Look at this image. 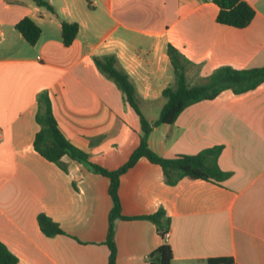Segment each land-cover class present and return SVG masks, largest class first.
Returning a JSON list of instances; mask_svg holds the SVG:
<instances>
[{
    "label": "crops",
    "instance_id": "0c3cea01",
    "mask_svg": "<svg viewBox=\"0 0 264 264\" xmlns=\"http://www.w3.org/2000/svg\"><path fill=\"white\" fill-rule=\"evenodd\" d=\"M246 1L255 15L238 28L216 21L212 0H48L52 10L32 0H0V241L17 264H108L110 253V180L67 156L64 171L35 150L38 94L47 92L67 140L115 170L139 144L140 121L94 56H116L153 121L163 89L174 81L169 44L198 66V80L223 65L264 66V0ZM25 16L41 28L35 44L15 28ZM63 21L78 23L69 45ZM148 145L166 158L222 145L218 164L229 176L220 183L183 176L170 185L159 164L140 157L119 177L124 217L114 222L115 264H148L163 239L142 216L160 207L171 264L216 257L264 264V83L187 106L173 123L153 127ZM40 213L63 233H43Z\"/></svg>",
    "mask_w": 264,
    "mask_h": 264
},
{
    "label": "trees",
    "instance_id": "16d2710c",
    "mask_svg": "<svg viewBox=\"0 0 264 264\" xmlns=\"http://www.w3.org/2000/svg\"><path fill=\"white\" fill-rule=\"evenodd\" d=\"M41 7L51 9L48 0H32ZM219 7L216 21L221 24L238 28L247 26L255 15V9L246 0H212ZM15 28L30 43L35 44L41 35L40 26L30 17L21 18ZM78 32V23L62 22L61 37L65 45L71 44ZM169 60L174 71V81L163 89L162 96L165 102L158 117L149 121L142 113L139 105L136 88L128 74L117 65L114 54H102L94 56L93 60L99 71L113 81L121 90L125 101L139 116L141 133L137 147L132 151L128 160L115 170H108L90 160L89 155L74 146L61 133L57 121L53 115L51 101L46 91H42L37 97V111L35 121L40 128L35 133L33 146L45 159L54 162L64 171L67 164L62 160L64 156L82 163L87 169L103 174L110 180L109 195L112 199V208L109 212L106 241L110 253L108 264H115L116 247L114 242L115 219L124 216L121 214V206L118 195L119 177L132 167L140 157H146L149 161L161 166L167 184L174 185L183 177L203 179L220 183L229 176V172L220 168L218 157L222 151V145H214L204 148L195 154H179L166 158L155 153L148 145V136L153 127L159 124H171L177 116L189 105L210 100L219 95L223 90H231L233 93H243L264 83V66L237 69L223 65L213 70L202 79L190 77L188 71L198 66L187 59L175 46L167 47ZM152 221L163 242L148 255V264H171L173 253L170 244L163 238L167 231L168 218L165 210L159 208L154 213L142 216ZM38 223L48 236L63 233L59 225L44 213L38 214ZM18 258L0 241V264H17ZM208 264H239L230 257H216L207 260Z\"/></svg>",
    "mask_w": 264,
    "mask_h": 264
},
{
    "label": "built area",
    "instance_id": "2783aa9c",
    "mask_svg": "<svg viewBox=\"0 0 264 264\" xmlns=\"http://www.w3.org/2000/svg\"><path fill=\"white\" fill-rule=\"evenodd\" d=\"M169 235H170V232H169V231H165V232H164V235H163V236H164L163 238H164L165 240H167V239L169 238Z\"/></svg>",
    "mask_w": 264,
    "mask_h": 264
},
{
    "label": "rangeland",
    "instance_id": "374dc122",
    "mask_svg": "<svg viewBox=\"0 0 264 264\" xmlns=\"http://www.w3.org/2000/svg\"><path fill=\"white\" fill-rule=\"evenodd\" d=\"M188 72H189L190 76L193 77L194 76V73H195V70H194V68H191Z\"/></svg>",
    "mask_w": 264,
    "mask_h": 264
}]
</instances>
